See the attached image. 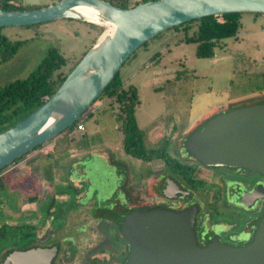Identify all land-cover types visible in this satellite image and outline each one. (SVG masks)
Returning <instances> with one entry per match:
<instances>
[{
  "label": "rangeland",
  "instance_id": "1",
  "mask_svg": "<svg viewBox=\"0 0 264 264\" xmlns=\"http://www.w3.org/2000/svg\"><path fill=\"white\" fill-rule=\"evenodd\" d=\"M56 1L12 0L15 4H31L33 7ZM136 1L129 0V5L133 6ZM99 27L102 28L101 33L108 28ZM1 32L11 41L21 43L13 57L0 61V87L26 77L51 48H56L66 58L67 64L62 70L67 71L101 34L89 23L75 19H58L29 26H2ZM191 32L192 29L171 28L163 31L138 48L119 70L123 85L136 89L138 103L135 118L138 126L145 131L144 143L148 149L161 147V151L165 152L178 151L176 143L183 139V133L191 132L207 118L230 109L264 102V14L242 12L237 36L226 37L216 44L210 57L196 55L197 44L185 40L186 34ZM98 101L102 105L93 113V118L84 120L92 156L72 157L79 160L82 176L75 174L85 180L80 186L84 189L85 198L75 199L76 189L63 184L71 195V200L62 205L65 217H62V212L56 215L54 222H43L44 216H40L36 220L39 228L33 222L32 238L25 235L30 231L25 226L16 231L14 237L0 240V262L7 252L26 244L28 239L38 246H48L50 239L41 236L47 228L57 230L53 238L60 243L56 264H114L113 258L106 263L101 262L108 253L101 254L99 251L102 245L109 249L117 246L116 241L112 240L114 225L108 219L97 218L96 212L93 215L90 205L82 204L92 198L91 205L108 208L113 200L122 198V193L134 204H151L152 194L158 191L157 187H153V171L154 167L162 164V160H156L153 165V160H141L126 154L109 100L104 96ZM97 117L99 123L93 120ZM95 153L103 155L107 161L98 160ZM66 156L67 151L59 154L54 164H66ZM10 165L0 173V226L9 225L10 221H5L8 213L10 215L11 206H17L22 201L21 197L13 196L16 187L6 183L12 174L7 171ZM44 166L46 170L52 167L46 163ZM75 174L70 177L73 178ZM33 178L37 181L36 177ZM20 192L25 194L24 189ZM106 196H110L109 199L106 200ZM78 202L81 205L77 207ZM23 203H26L24 199ZM42 210L43 207H37L35 213ZM59 217L60 221L65 220L64 223L59 222ZM16 221L11 220L14 224ZM18 224L22 225V222ZM84 226L85 231H81ZM118 245L120 249V240Z\"/></svg>",
  "mask_w": 264,
  "mask_h": 264
},
{
  "label": "water",
  "instance_id": "2",
  "mask_svg": "<svg viewBox=\"0 0 264 264\" xmlns=\"http://www.w3.org/2000/svg\"><path fill=\"white\" fill-rule=\"evenodd\" d=\"M229 12L264 14V0H150L126 8L107 0H58L33 9H0V26L75 19L108 27L43 104L0 132V170L77 121L145 42L184 22ZM187 148L208 166L264 174V102L216 114L193 133ZM196 209L154 207L111 214L129 242L121 264H264V214L247 245L234 247L215 239L199 246ZM57 252V244L14 249L0 264H53Z\"/></svg>",
  "mask_w": 264,
  "mask_h": 264
},
{
  "label": "flooded vegetation",
  "instance_id": "3",
  "mask_svg": "<svg viewBox=\"0 0 264 264\" xmlns=\"http://www.w3.org/2000/svg\"><path fill=\"white\" fill-rule=\"evenodd\" d=\"M210 118L191 132L183 133V139L176 143L178 151H175L179 153L167 152L169 162L157 155L150 159L153 165L156 160H162L158 168L154 167L153 187H157L158 191L152 194L151 204H134L122 193V198L113 200L110 207H104V211L123 215L134 209L142 211L163 207L180 211L196 206L194 233L197 245L205 246L215 239L234 247L250 243L264 214V174L241 167L208 166L196 159L187 148V143L193 133L201 130ZM160 148H156L154 153L160 152ZM181 149L184 151L181 152ZM198 196L203 199H198ZM96 216L111 221L115 227L112 240L117 244L113 245L114 250L100 246L101 254L108 253L101 262L106 263L113 258L114 264H121L129 251L128 239L109 217ZM81 228V231H85L86 227ZM119 240L122 243L120 249L117 248ZM54 244L58 245L56 259L60 252L59 240L48 245Z\"/></svg>",
  "mask_w": 264,
  "mask_h": 264
},
{
  "label": "trees",
  "instance_id": "4",
  "mask_svg": "<svg viewBox=\"0 0 264 264\" xmlns=\"http://www.w3.org/2000/svg\"><path fill=\"white\" fill-rule=\"evenodd\" d=\"M107 1L122 8L130 6L129 0ZM145 1L150 0H137L134 5ZM44 5H36L33 7L31 4L22 5L15 4L12 0H0V9L4 10L33 9ZM252 14L259 15L262 13ZM240 18L241 12L209 15L184 22L172 27L171 29H192L191 34H186L185 40L197 44L196 55L198 57H210L213 55V49L216 44H219L226 37L237 36L238 28L240 26ZM90 25L98 31V34L101 33V27L94 24ZM1 28L2 26H0V61H6L13 57L21 41H11L1 32ZM158 35L154 37H157ZM147 43L148 41L143 45H146ZM80 58L75 60L67 71H63L62 67L67 64L66 58L60 54L56 48H51L47 51V54L44 56L39 65L26 77L13 80L0 87V132L15 125L43 104V102L46 101L47 98L60 86L67 74L74 68ZM118 73L107 85L98 99L105 96L107 100H109V105L112 109L117 129L121 133V146L123 151L126 154L141 160L150 161L154 155H157L164 159L165 162H169L170 157L167 156V152L161 151L160 149V152L154 153L155 149L146 148L144 143L145 131L138 126L135 118V108L138 103L136 89L131 85L126 88L120 80ZM98 99L94 102L98 101ZM92 116L93 112L89 108L77 121L67 127L62 133H67L68 136L72 134L71 136L74 138L75 136L73 132L77 128V125L80 123L83 124L85 119L91 118ZM40 146L41 145L37 146L35 149ZM25 155L21 156L13 163L21 160ZM1 171L2 170H0V173ZM111 214L117 213L106 212L104 210L97 212V215L109 217L118 226ZM60 223H64V220ZM25 226L30 229V231L25 235L27 237L29 236L28 238H32L33 229L31 226L3 224L0 226V240H6L14 237L16 231ZM52 242L56 241L54 239H50L48 244H51ZM37 245L39 244H36L28 239L26 244L13 248L9 252L14 249H27ZM9 252H7L6 255ZM91 264L102 263L91 262Z\"/></svg>",
  "mask_w": 264,
  "mask_h": 264
},
{
  "label": "crops",
  "instance_id": "5",
  "mask_svg": "<svg viewBox=\"0 0 264 264\" xmlns=\"http://www.w3.org/2000/svg\"><path fill=\"white\" fill-rule=\"evenodd\" d=\"M105 99L107 98L105 97ZM97 109L91 111L94 113ZM93 116L91 118H93ZM93 120L98 123L100 121L98 117ZM83 126L84 130L75 129V131L73 132L75 136L74 138L71 136L72 134L68 136L64 133H61L48 142L44 143L39 148L26 154L21 160L12 163L9 166V168L7 169L8 174H12L9 176L10 178H8V182L6 183L7 185L10 184V187H16L13 196L21 197L22 201L17 206H11L10 215L8 213V217L5 221L6 223L10 221L11 224L8 223L9 225L16 226L19 225L18 222H22V225L27 224L28 227H33L34 222L37 224L36 227L38 226L37 228H39V223L36 220H38L40 216H44L43 222L45 220L54 222V220L56 219V215L58 213L61 214L62 212L64 214V216L62 217H65V208H63L62 205L71 200V195L68 189H66L69 186L73 189H76L77 191L75 193V199L82 200L85 198L84 189L83 187H80L83 183H85V180L82 177L78 178V175H76H81V170H79L78 163L79 160L75 158L72 159L73 156H92V152H89L90 150L87 144L88 134L86 132V125L84 124V122ZM115 126L117 128V124H115ZM82 138L83 140H81ZM65 151H67L68 153V156H66L65 158L67 163L63 164L64 162H61L60 165H56V163H58L56 162L54 164L59 154L64 153ZM95 155L98 160L102 162L107 161L106 158L103 157V155H99L96 153ZM44 163H46V165L48 166L52 165L51 169L46 170V166H44ZM72 174H75L73 178L70 177ZM33 177H36L37 181H35V178ZM19 178L21 181H19ZM0 180L2 179L0 178ZM63 184L67 185V187L63 188ZM23 189L25 190L24 195L22 194V192H20ZM26 189L28 190L27 192ZM109 197L110 196H106L105 199L107 200L109 199ZM23 199L26 202L25 204L23 203ZM91 199L85 201L86 203L82 205H90L92 209L91 212L93 213L104 210L102 206L91 205ZM80 205L81 203L78 202L77 207ZM37 207H43L42 212L35 213V209H37ZM16 213H18V215H16ZM60 219L61 217H59V222H61ZM11 220L19 221H16L17 223L14 224L13 222H11ZM56 232L57 230H47V228H45L41 233V236L43 235V239H53Z\"/></svg>",
  "mask_w": 264,
  "mask_h": 264
},
{
  "label": "built area",
  "instance_id": "6",
  "mask_svg": "<svg viewBox=\"0 0 264 264\" xmlns=\"http://www.w3.org/2000/svg\"><path fill=\"white\" fill-rule=\"evenodd\" d=\"M101 105V101H97V103L95 105H91L89 108L94 111L95 109H97L99 106ZM77 130H84V126L82 123L77 125Z\"/></svg>",
  "mask_w": 264,
  "mask_h": 264
},
{
  "label": "bare ground",
  "instance_id": "7",
  "mask_svg": "<svg viewBox=\"0 0 264 264\" xmlns=\"http://www.w3.org/2000/svg\"><path fill=\"white\" fill-rule=\"evenodd\" d=\"M88 9V10H87ZM84 8V7H80L79 8V10H81L82 12H85V11H87L88 12V14H90V15H92L93 14V11L90 9V8ZM110 26H112V25H110ZM112 28V27H111Z\"/></svg>",
  "mask_w": 264,
  "mask_h": 264
}]
</instances>
